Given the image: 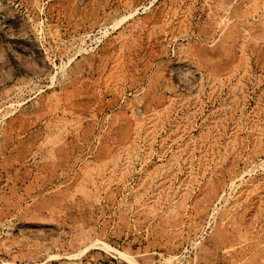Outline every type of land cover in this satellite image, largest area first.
Wrapping results in <instances>:
<instances>
[{"label": "rangeland", "instance_id": "1", "mask_svg": "<svg viewBox=\"0 0 264 264\" xmlns=\"http://www.w3.org/2000/svg\"><path fill=\"white\" fill-rule=\"evenodd\" d=\"M0 264H264V0H0Z\"/></svg>", "mask_w": 264, "mask_h": 264}]
</instances>
